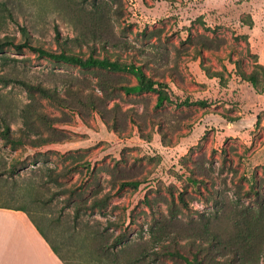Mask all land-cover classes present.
<instances>
[{
  "label": "rangeland",
  "instance_id": "rangeland-1",
  "mask_svg": "<svg viewBox=\"0 0 264 264\" xmlns=\"http://www.w3.org/2000/svg\"><path fill=\"white\" fill-rule=\"evenodd\" d=\"M21 27L139 65L170 100L125 93L129 71L3 48L0 114L26 144L0 138V204L66 264H264V0H0V36Z\"/></svg>",
  "mask_w": 264,
  "mask_h": 264
},
{
  "label": "trees",
  "instance_id": "trees-1",
  "mask_svg": "<svg viewBox=\"0 0 264 264\" xmlns=\"http://www.w3.org/2000/svg\"><path fill=\"white\" fill-rule=\"evenodd\" d=\"M21 32L24 37V40L21 42H15L13 38H11L8 34H5L3 36H0V50L7 46H12L15 48H21V47H29L35 51H37L38 55L40 56H47L54 60H60L71 64L79 65L83 68L88 67H99L103 69H113V70H123V71H129L131 72L136 82L134 84L130 85H122L121 88L124 90L125 93H138L143 91H154L157 92V101L156 105L160 106L163 104L165 100H170L169 96L164 92V84L161 82L155 81L153 78L148 76L139 65H135L133 63L126 64L124 62H121L119 60H112L108 58L107 56H95L93 54L88 55L87 57H83L77 53L68 52L64 48H60L59 50H52L44 48L40 45H34L32 42L29 41L28 32L25 27H21ZM4 57V56H3ZM17 82H19L21 85L26 87L27 89H33L37 90L42 94H47L46 90L41 87L40 85L31 84L30 82H27L23 79H16ZM0 121L2 122V127H0V138H2L5 142L11 143V144H26L25 140L21 137H15L14 132L11 130L10 126L5 122L4 116L0 114ZM124 185H137L136 181H126L122 182L121 186ZM1 207H7V208H13L18 210H23L27 213L29 216V219L32 221V223L36 226L38 231L43 235V237L47 240L49 245L51 246L52 250L59 255L60 259L63 261L64 264L65 261L58 253L57 249L49 239L46 237L45 233L43 232L42 228L35 222L33 217L30 215V213L23 207V206H11V205H2ZM188 264H199V262L196 259H188L185 258Z\"/></svg>",
  "mask_w": 264,
  "mask_h": 264
},
{
  "label": "crops",
  "instance_id": "crops-1",
  "mask_svg": "<svg viewBox=\"0 0 264 264\" xmlns=\"http://www.w3.org/2000/svg\"><path fill=\"white\" fill-rule=\"evenodd\" d=\"M0 264H64L23 210L0 206Z\"/></svg>",
  "mask_w": 264,
  "mask_h": 264
}]
</instances>
